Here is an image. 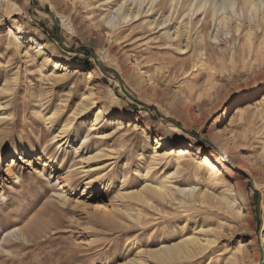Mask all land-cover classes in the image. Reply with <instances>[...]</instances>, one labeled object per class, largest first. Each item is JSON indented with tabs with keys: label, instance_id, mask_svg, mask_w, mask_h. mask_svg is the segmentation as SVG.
<instances>
[{
	"label": "rangeland",
	"instance_id": "374dc122",
	"mask_svg": "<svg viewBox=\"0 0 264 264\" xmlns=\"http://www.w3.org/2000/svg\"><path fill=\"white\" fill-rule=\"evenodd\" d=\"M208 2L206 10L217 5L233 25L254 24L255 38L183 3L177 25L193 45L182 54L166 29L147 26L145 12L121 38L109 35L101 21L115 26L124 11L110 0H0V85L11 86L0 95V264H120L139 248L202 234V226L210 244L177 264H264V116L257 109L231 121L264 94V0H256L258 16L239 0ZM163 9L170 13L168 3ZM26 33L46 45L42 53L24 43ZM54 60L70 72L63 76ZM86 91L94 100L77 114ZM99 108L111 114L92 127L85 116ZM55 109L49 123L43 116ZM116 117L132 125L108 126ZM65 122L63 145L56 135ZM156 136L195 147L186 173L170 175L176 156L152 158ZM160 180L207 189V200L187 206L193 197L176 189L149 205L119 198ZM114 208L117 221L107 222Z\"/></svg>",
	"mask_w": 264,
	"mask_h": 264
},
{
	"label": "bare ground",
	"instance_id": "6f19581e",
	"mask_svg": "<svg viewBox=\"0 0 264 264\" xmlns=\"http://www.w3.org/2000/svg\"><path fill=\"white\" fill-rule=\"evenodd\" d=\"M111 3L116 2V4L119 5L117 12H122V18L123 21L119 22L115 26H106L105 23H100V26L102 29L107 30L106 32L109 33V35H112L116 39H119L122 37V35L127 30L126 27L128 25H131L133 21H136L137 19H141L143 16V13L145 12L146 16L144 19L147 20V26L150 29H156L158 27H161L160 29H166V34H168L169 39L171 41H174L175 39L177 42V49L181 51L182 54L187 53L193 45V38L191 35V32L189 29H186L182 31V27L177 25V23L181 20L182 15H185V13H182L181 8L184 4L188 3L189 7H193V9L196 11L204 12L206 15L212 17L216 21H219L222 25L233 29L235 33H239V35H242L244 40H249L248 35H250V39H254L256 32H255V26L254 24L250 23L249 25L245 26L241 20H238L236 18L235 25L230 22V20H233V16L229 15L227 13L221 12L222 10L217 7V5L210 8V6L207 8L208 1L209 0H182L181 5L178 6L177 0H159L158 2L155 0H110ZM224 5H235L236 0H223ZM242 4L245 6H249L252 8V10L255 12V14H259V8L257 6L256 0H239ZM168 3L169 7V14H166L165 10V4ZM184 3V4H183ZM142 5H144V9H142ZM158 6H161L159 9L156 10ZM146 9V10H145ZM162 9V11H161ZM189 9V8H188ZM156 10V11H155ZM155 11V12H154ZM160 12V17L157 18V14ZM221 12V13H220ZM194 13V12H193ZM160 20V18H162ZM177 19L176 24L170 26L173 19ZM170 26V27H169ZM264 29V18L259 20L258 28ZM174 28V31L172 32V29ZM243 31H245V34L243 35ZM199 41L202 43V46L199 50V55H205L206 48L205 46V36L204 34L200 33ZM176 36V37H175ZM216 38V37H215ZM24 43L29 45L30 47L37 48L38 51L42 53L43 49L45 48V44L39 43L36 38H34V34H28L26 33L23 37ZM8 45V44H7ZM9 45H13L12 43ZM43 45V46H42ZM201 45V44H200ZM11 47V46H9ZM13 48V46H12ZM11 48V49H12ZM20 48V46H19ZM10 49V48H9ZM37 51V52H38ZM25 54L30 55L31 52L29 49H26ZM47 58H50L48 55H46ZM54 68L55 69H62L61 71H64L65 73L63 76L70 72L69 68L67 66H64V64L59 60H54ZM11 90V86L8 83V80H4V83L0 85V95L4 94L5 92H8ZM37 97H40V94L37 95ZM82 101L77 104V107L75 109V112L77 114H81L84 110L89 109V103L88 99L91 98L94 100V93L93 91H86L82 94ZM4 98V97H3ZM2 98V99H3ZM1 99V98H0ZM5 104V105H4ZM3 108L6 107V103L3 101L0 103ZM110 108H99L98 111L92 112L91 114H87L85 116V122H92L91 126L99 125L102 123L105 118L104 114H111L109 112ZM260 110V114L264 116V94H262L261 98H258L256 100H253V102H247L241 107H239L235 114L232 117V123L235 122L238 118L247 115L250 112ZM7 117L11 116V113L9 111L4 112ZM86 114V113H85ZM58 116V110L55 109L50 112V114L47 116L46 114L43 116L46 121H49V123H53L56 120V117ZM2 119L0 118V122ZM113 126H119L120 129H123L124 127H129L132 125V123H124V119L122 117H116L108 121L109 125ZM125 125V126H124ZM69 127L70 124L65 122L59 124L57 128V138H60L59 144H61L62 141L63 145L67 144L69 140ZM121 131V130H120ZM127 131V130H126ZM106 131L103 130L99 133L106 134L105 136L108 137L111 135L110 133H105ZM113 133H116L117 130H113ZM154 152L153 157L155 160H163L170 156H176L177 163L174 166V171L170 173V175L176 176L180 175L183 172L186 173L188 168L183 164V162L187 161L188 158L192 154V150L195 149V147L192 144H186L181 145L179 147H176L173 143H171L166 137L163 136H156L155 137V144H154ZM26 151V150H25ZM14 154H17L16 147L13 148ZM98 154L90 155L86 158L87 163L93 159H95ZM208 158V157H207ZM209 161V160H208ZM210 163V162H209ZM208 164V163H207ZM210 165V164H209ZM88 167L91 166V164L87 165ZM214 166V164H213ZM144 175H146L144 173ZM68 181V180H67ZM179 192L180 195L185 194L186 192H189L191 196L193 197L191 203L187 206H195L197 202L204 203L207 200L208 197V191L207 189L202 191L200 189H197L195 191V188L193 187H187V186H176L173 188L172 186L167 185L166 180H160V181H154L150 183L141 184L139 188L133 189L130 191H122L119 194V198L122 200H135L137 202H140L142 204H152L157 199H166L168 197L169 193L172 192V194L175 193L176 190ZM220 201L225 199L224 195H219L217 197ZM231 204V202L229 203ZM152 206V205H151ZM123 209L132 216V209L128 205H124ZM119 211V210H118ZM106 212V211H105ZM105 220L108 222L115 223L117 221V215H116V209L105 213ZM200 231L202 234L193 232L189 233L188 235H182L181 238L175 242H172L170 244L162 245L157 248H150V247H144L139 248V250L136 252L134 256L131 257H125L120 264H143L144 262H149L150 264H177L178 262H181L183 260L194 258L196 255H198L202 250L206 249L208 244H210L211 239L210 231L209 229H206L204 226L201 227ZM264 249V247H263ZM225 264H231V263H225ZM233 264H237L234 262Z\"/></svg>",
	"mask_w": 264,
	"mask_h": 264
},
{
	"label": "water",
	"instance_id": "95a60500",
	"mask_svg": "<svg viewBox=\"0 0 264 264\" xmlns=\"http://www.w3.org/2000/svg\"><path fill=\"white\" fill-rule=\"evenodd\" d=\"M126 91V90H125ZM127 92V91H126ZM156 108V107H155Z\"/></svg>",
	"mask_w": 264,
	"mask_h": 264
}]
</instances>
